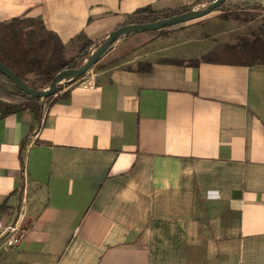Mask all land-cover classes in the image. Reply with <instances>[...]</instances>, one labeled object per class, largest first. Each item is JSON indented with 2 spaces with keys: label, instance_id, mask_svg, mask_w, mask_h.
I'll list each match as a JSON object with an SVG mask.
<instances>
[{
  "label": "crops",
  "instance_id": "crops-1",
  "mask_svg": "<svg viewBox=\"0 0 264 264\" xmlns=\"http://www.w3.org/2000/svg\"><path fill=\"white\" fill-rule=\"evenodd\" d=\"M211 1L0 0V23L96 43L145 20L140 8ZM142 39L115 44L38 117L0 107V220L24 186L31 218L16 246L0 240V264H264V63L175 64Z\"/></svg>",
  "mask_w": 264,
  "mask_h": 264
},
{
  "label": "rangeland",
  "instance_id": "rangeland-1",
  "mask_svg": "<svg viewBox=\"0 0 264 264\" xmlns=\"http://www.w3.org/2000/svg\"><path fill=\"white\" fill-rule=\"evenodd\" d=\"M207 4L208 3L204 2L197 8L200 9ZM188 9L190 8L181 11ZM151 20H153V18H146L145 20L136 18L135 22L131 23L148 22ZM140 36L143 37L141 41L157 39L162 42L165 47L174 49V54L176 55L175 59L181 62L197 63L200 60H205L213 56L211 55V51L217 46L226 43H240L243 39H253L255 36H259L264 40V5L260 3L249 4L242 0H225L217 8L203 17L166 26L157 30L143 31L140 32ZM51 39L54 44V39ZM123 40L124 38H121L112 43L83 76L88 75L91 70L100 66L103 60L108 58L106 54L112 50L113 46L115 44L120 45ZM62 45L64 46L63 58L68 62V67H74L84 60L86 56H84V54L87 51V42L84 39L70 44L62 43ZM52 47L53 45L49 46L51 50ZM130 48L131 47H127L125 50ZM35 53L41 57L44 55V49H35L34 54ZM46 57V59L52 60L50 54H47ZM103 57L104 59L102 60ZM53 60H55V57ZM23 81L28 86L37 89H46L48 86L46 77L39 73H29L26 75V80ZM67 84L68 83L65 82L61 85L62 89L60 88V92H65L67 90ZM21 92L22 91L8 78L0 74V107L4 105L1 101L3 100L2 97L7 95H18ZM9 100L10 103H16L19 99L10 98Z\"/></svg>",
  "mask_w": 264,
  "mask_h": 264
},
{
  "label": "trees",
  "instance_id": "trees-1",
  "mask_svg": "<svg viewBox=\"0 0 264 264\" xmlns=\"http://www.w3.org/2000/svg\"><path fill=\"white\" fill-rule=\"evenodd\" d=\"M184 9L186 7L162 11L140 8L137 12L155 20L167 17L169 14L178 13ZM51 38L54 39V44ZM86 42L88 51L94 43L89 40ZM51 45H53L52 50L49 48ZM39 48L44 49V55L41 57L36 53L34 54L35 49L39 50ZM63 53L64 46L59 37L52 31L47 30L39 19L17 18L0 23V62L10 68L22 80H26V75L29 73H39L46 77V81L49 84L56 72L68 67V62L64 60ZM47 54H50L52 60L46 59ZM211 55L213 56L205 59V61L236 64L264 63V40L259 36H255L253 39H243L242 42L236 44L226 43L214 48L211 51ZM54 57L55 60H53ZM165 61L175 64L182 63L177 59H166ZM189 64L196 63L190 62ZM135 67L137 71L147 72L151 69V63L138 62ZM60 88L61 86L57 90ZM8 97L18 98L19 100L16 103H10V98ZM64 97H66V92L60 96V98ZM2 98L3 100L1 101L4 103L1 107L4 110L3 114L29 109L37 117L40 115L41 100H43L41 98L30 96L23 91L18 95H7ZM50 98L51 96L44 98V100H49Z\"/></svg>",
  "mask_w": 264,
  "mask_h": 264
},
{
  "label": "water",
  "instance_id": "water-1",
  "mask_svg": "<svg viewBox=\"0 0 264 264\" xmlns=\"http://www.w3.org/2000/svg\"><path fill=\"white\" fill-rule=\"evenodd\" d=\"M225 0H212L206 6L198 8H190L167 17H162L148 22L140 23H127L121 25L110 32L106 33L93 47L88 51L84 60L74 66L59 70L50 80L46 89H37L28 86L22 79H20L10 68L0 62V73L6 76L17 88L24 93L37 98H47L57 92V88L64 81H71L79 78L86 73L89 68L102 56V54L114 43L115 41L125 38L128 35L157 30L166 26L183 23L189 20L203 17L217 8Z\"/></svg>",
  "mask_w": 264,
  "mask_h": 264
},
{
  "label": "built area",
  "instance_id": "built-area-1",
  "mask_svg": "<svg viewBox=\"0 0 264 264\" xmlns=\"http://www.w3.org/2000/svg\"><path fill=\"white\" fill-rule=\"evenodd\" d=\"M79 79H82L80 82L81 84H89V77L81 76ZM65 82L67 81L62 82L59 86L63 85ZM25 195L26 187L24 186L22 191V199L20 205L18 206L15 219L11 222H3L0 220V240L6 242L10 246H16L25 237L30 223L31 218L27 216Z\"/></svg>",
  "mask_w": 264,
  "mask_h": 264
}]
</instances>
